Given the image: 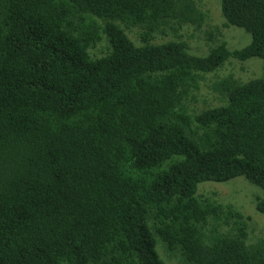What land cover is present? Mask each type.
<instances>
[{
	"label": "trees",
	"instance_id": "obj_1",
	"mask_svg": "<svg viewBox=\"0 0 264 264\" xmlns=\"http://www.w3.org/2000/svg\"><path fill=\"white\" fill-rule=\"evenodd\" d=\"M195 1L0 0V264H264L251 217L198 190L243 176L264 215V65L201 92L264 60V0H220L250 41L203 55L163 36Z\"/></svg>",
	"mask_w": 264,
	"mask_h": 264
},
{
	"label": "rangeland",
	"instance_id": "obj_2",
	"mask_svg": "<svg viewBox=\"0 0 264 264\" xmlns=\"http://www.w3.org/2000/svg\"><path fill=\"white\" fill-rule=\"evenodd\" d=\"M195 7L205 16L195 20L194 24L187 22L175 24L176 29L168 31L164 38L181 39L188 45V48L194 54L203 55L206 53L214 42L209 38L215 36V40L224 41L230 49L240 48L250 41V35L239 27H223V17L221 15L220 0H196ZM192 19L193 15H185ZM179 25V26H177ZM181 25V26H180ZM211 35V36H210ZM218 35V37H217ZM264 60L256 57L245 59L243 61L231 59L225 62L222 68L213 74L207 76L205 83L201 85L202 98L206 99V93H209L211 82L219 77L232 74L243 80L258 77L263 71ZM207 94V95H208ZM205 95V96H204ZM202 183H207L203 184ZM198 190L200 193L214 196L220 201H230L237 204L238 207L251 217L252 233L256 237L264 236V215L258 213L254 207V198L261 190L256 185L250 183L245 177L238 176L226 182H202ZM156 246L157 251L158 247ZM160 258L163 254L158 252ZM163 258V257H162ZM161 258V259H162ZM167 264H179L175 259H171Z\"/></svg>",
	"mask_w": 264,
	"mask_h": 264
}]
</instances>
